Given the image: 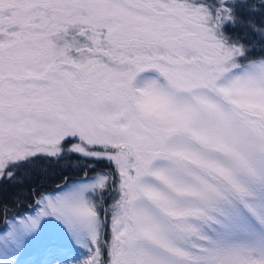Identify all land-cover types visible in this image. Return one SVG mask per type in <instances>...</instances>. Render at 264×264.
Masks as SVG:
<instances>
[{
	"label": "snow or ice",
	"instance_id": "1",
	"mask_svg": "<svg viewBox=\"0 0 264 264\" xmlns=\"http://www.w3.org/2000/svg\"><path fill=\"white\" fill-rule=\"evenodd\" d=\"M0 221V264H264V0H0Z\"/></svg>",
	"mask_w": 264,
	"mask_h": 264
},
{
	"label": "trees",
	"instance_id": "2",
	"mask_svg": "<svg viewBox=\"0 0 264 264\" xmlns=\"http://www.w3.org/2000/svg\"><path fill=\"white\" fill-rule=\"evenodd\" d=\"M43 164L42 160H39L38 158V164H37V168L36 169H30L29 171H31L32 174V181L31 184H39L40 183V176L38 174V169H39V165ZM66 175L69 176L70 181L71 179H76L78 178V173H73L71 170H69L67 173H65ZM61 183V177L59 175L57 176H53L49 179H46L44 181V187L41 188V191H45V192H53L57 185ZM30 185H26L25 187H28ZM17 189L12 187V186H7V194L10 196L14 191H16ZM32 203L31 199H29L25 205L24 208H19L16 209L15 212H24L25 208H27L30 204ZM4 227L3 222L0 221V229H2Z\"/></svg>",
	"mask_w": 264,
	"mask_h": 264
}]
</instances>
